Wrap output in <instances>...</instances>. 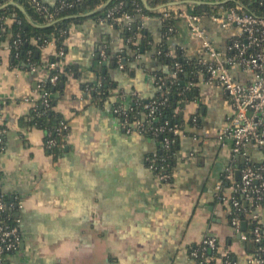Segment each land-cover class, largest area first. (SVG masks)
I'll use <instances>...</instances> for the list:
<instances>
[{
	"label": "crops",
	"instance_id": "1",
	"mask_svg": "<svg viewBox=\"0 0 264 264\" xmlns=\"http://www.w3.org/2000/svg\"><path fill=\"white\" fill-rule=\"evenodd\" d=\"M86 12L70 24L66 39L65 62L73 71L60 83L56 108L68 120L69 132L58 154L45 147L46 131L29 121L56 44L48 42L37 53L35 70L12 63L8 36L0 44V123L5 125L0 186L22 235L10 264H196L190 246L206 235L217 238L219 252L235 253L231 264H251L248 222L241 226L244 239L230 221V204L217 200L216 186L221 182L229 193L241 178V167L262 163L264 152L250 144L246 155L235 157L232 140L220 137L218 127L230 111L225 89L199 84L196 98L182 105L186 119L197 114L200 120L196 125L186 122L173 178L163 181L147 163L148 154L160 151L159 140L118 126L112 106L119 91L148 94L154 86L152 71L166 65L153 57L152 48L136 58L131 71L110 57L98 59L95 51L104 44L112 54L123 50L122 25ZM162 21L159 15L141 20L154 43L162 37ZM201 25L217 46L235 31L209 18ZM177 26L170 47L195 56L202 40L186 20H178ZM106 72L118 90L98 104L82 83H96ZM235 73L249 78L241 69ZM259 220L264 225V205Z\"/></svg>",
	"mask_w": 264,
	"mask_h": 264
},
{
	"label": "trees",
	"instance_id": "2",
	"mask_svg": "<svg viewBox=\"0 0 264 264\" xmlns=\"http://www.w3.org/2000/svg\"><path fill=\"white\" fill-rule=\"evenodd\" d=\"M9 1L11 0H0V44L7 36L9 37L12 63L14 65L31 69L33 63L37 65L40 64V56H38L37 53L48 42H54L57 47V53L52 55L50 60L45 64L47 74L44 79L39 82L38 90L40 95L34 101L29 121L31 125L46 131L45 147L49 152L58 154L63 151L66 146L69 122L65 116L57 110L56 102L58 100V93L63 91V87L60 85L61 81H66L73 71L72 65L65 62V55L67 52L65 39L68 38L70 24L84 18V16L80 15L81 13L99 7L106 0H56L55 3L52 4L41 0L42 3L46 5L47 11L39 10L30 0H14L24 5L25 11H22L15 4L9 3ZM63 1H65L66 4L61 7ZM121 2L122 6L120 10L115 12L114 16L107 21H114V23L121 22L125 46L123 50L112 54L109 47L104 44L96 49L94 56L98 59H103L100 52L104 49L107 58L110 57V60L118 67H120L118 57L122 56L124 59V66L120 68L131 71L133 68L132 63H134L136 58L152 48L154 49L153 57L166 65V68L162 67L152 71L154 75V86L148 94L135 90H130L128 92L119 91L117 93L118 87L116 82L107 72L101 74L100 80L96 83H82V88L89 94L90 99L98 104H104L112 95L117 93L119 97L114 102V106L123 105L127 107L126 116L129 123L139 118L146 120L149 117V110L144 107V104L153 100L158 104L155 114L156 117L152 118L154 125L163 124L165 119H169L170 121L167 125H171L174 122L181 123L182 133L177 135L168 129L158 134H153L148 130L143 132L158 139L161 143L159 152L148 154V166L153 164V171L156 174L164 171H169L173 174L176 161L178 160L180 137L182 134L186 133L185 124L189 122L191 125H196L200 120L197 114V120H194V115L186 119L181 113L183 103L193 100L197 96L196 89L199 87L200 72L197 57L188 56L184 52V49L179 47L173 48L170 47L169 44V37L178 29V20L186 19L176 15L174 10L170 11L169 16H165L163 10H149L144 6L142 0H112L107 6L95 12L93 16H95L97 20H101L100 18L106 15L108 9ZM149 2L151 5H156L160 3V0H149ZM238 3L244 4L254 12L264 14V0H230L220 4H211L208 2L190 3L188 4V9L190 12L195 13L204 11L218 12L222 9L235 6ZM138 8L141 9L138 10ZM50 12L55 14L53 18L47 15ZM125 12L138 14L137 18L131 23H127L125 19L121 17ZM141 14L159 15L162 18V37L159 41L155 43L152 42L146 28L141 22ZM49 22L51 23L48 24ZM170 27H173V30H169ZM61 47L65 50L64 55L58 54ZM51 61L56 62L57 65L55 68L50 67L49 63ZM177 62L179 66L176 65ZM55 73L59 74V79L56 83H53L51 81V76ZM190 81L196 82L195 85H191L190 87L186 86ZM45 91L50 93L48 105L43 101L42 97V93ZM122 116L124 118L125 115ZM62 123H67L68 128L59 130ZM0 130H2V132H0V137H2L0 148H3L5 131V125L3 123H0ZM165 136L170 137L171 142L169 146H166L164 143ZM51 138L55 140V144L49 146L48 141ZM64 142L66 143L63 145ZM172 178L173 176L170 178V181ZM236 195L242 202V208L238 211L241 223L244 221L248 222V236L251 238V241L246 247L247 251H251L258 245V243L252 239V230L259 221L252 219L251 215L253 207L257 205L250 200H246L240 192ZM6 200L7 202L9 201L7 194ZM217 200L220 199L217 198ZM259 202L264 205V195ZM232 210L234 211V207H232L231 204L230 221L234 214ZM5 216L8 217L11 222H15V215L10 209H6ZM259 223L264 227L261 222ZM228 254L233 261L235 253L230 251Z\"/></svg>",
	"mask_w": 264,
	"mask_h": 264
},
{
	"label": "built area",
	"instance_id": "3",
	"mask_svg": "<svg viewBox=\"0 0 264 264\" xmlns=\"http://www.w3.org/2000/svg\"><path fill=\"white\" fill-rule=\"evenodd\" d=\"M30 1L39 10L47 11L46 5L41 0ZM176 1H180V3H175ZM181 1L183 0H160V3L165 5L159 10H163L165 16H169L170 11L174 10L176 15L186 19L192 33L202 40L203 46L195 55L200 66L198 83L222 86L227 93V100L230 105V111L225 115L221 125L218 127L220 137H228L232 140V153L235 157L246 155L250 144L260 147L264 152V14L254 12L242 3L218 12L204 11L195 13L190 12L188 7L183 5L185 2ZM65 4L66 2L63 1L61 7ZM121 6L122 2L108 9L106 15L100 18L101 21H107L113 17ZM140 9L138 8V10ZM47 15L53 18L55 14L50 12ZM137 15L125 12L121 17L127 23H131L137 18ZM140 16L143 18L145 14ZM204 18H209L224 28L235 27V31L225 45L217 46L212 42L206 28L201 25ZM169 30H173V27H170ZM58 54H65L63 47L58 51ZM100 54L103 58L107 57L104 49L101 50ZM118 62L120 67L124 66L122 56L118 57ZM49 64L51 68H55L57 65L54 61ZM176 65L179 66V63L177 62ZM36 67V63L31 65L32 70H35ZM238 69L248 73L249 78L243 80L237 77L235 72ZM58 79V73L51 76L53 83H56ZM195 83L190 81L186 86H194ZM49 95L48 91L42 93L43 101L47 105L49 104ZM114 105L112 106V113L117 125L128 132L137 131L143 133L148 130L153 134H158L168 129L173 131L175 135L182 133L181 123L174 122L171 125H167L170 123L169 119H165L161 125H154L152 118L156 117L155 114L158 107L154 100L144 104V107L149 110V117L146 120L139 118L132 123L127 120V107ZM122 115H125L124 118ZM196 118L197 116L194 115V120H197ZM63 128H68V124L62 123L59 130ZM1 140L2 137H0ZM170 142V137L165 136L164 143L166 146H169ZM54 144L55 140L51 138L48 141V145ZM149 167L153 170L154 166L150 164ZM157 175L165 182H169L173 176L169 171L159 172ZM230 187L231 191L227 193L224 185L221 182L218 183L216 195L221 201L229 203L230 206L232 204V207H234L232 213L234 214L232 215L231 223L234 229L240 232L241 237L246 239L247 235L241 232L242 223L238 215L239 209L242 208V202L236 194L242 193L246 200H250L257 205L253 207L251 215L252 219L260 222V209L263 204L259 201L264 195V161L259 164L246 162L241 167L240 180L235 181ZM8 206L10 204L6 200V193L0 186V264H5L9 260L10 255L20 247L22 241L18 218L15 217V222H11L5 216L6 209H10ZM259 222L252 230V239L258 245L254 250L246 252L247 260L251 264H264V227ZM190 255L194 258L196 264L232 263L228 252H219L217 238L211 235H206L199 243L192 244L190 246Z\"/></svg>",
	"mask_w": 264,
	"mask_h": 264
},
{
	"label": "water",
	"instance_id": "4",
	"mask_svg": "<svg viewBox=\"0 0 264 264\" xmlns=\"http://www.w3.org/2000/svg\"><path fill=\"white\" fill-rule=\"evenodd\" d=\"M112 0H106L102 5H100L99 7H97L96 9L93 10H89L87 11L85 14L89 15V14H94L95 12H97L98 10H101L102 8H104L105 6H107ZM230 0H215V1H210V0H183L181 2H193V3H204V2H208V3H212V4H220V3H224ZM144 6L149 9V10H156V9H160L162 7H164L165 4L162 5H158V6H153L150 4L149 0H142ZM9 3L15 4L16 6H18L22 11H25V7L24 5H22L21 3L11 0L9 1ZM175 3H180V1H176ZM51 22H49L48 24H50ZM37 24V23H36ZM38 25V24H37ZM61 84H63V81H61ZM186 103L184 102L183 105H185ZM244 225V223H243ZM5 264H10V261H6Z\"/></svg>",
	"mask_w": 264,
	"mask_h": 264
}]
</instances>
